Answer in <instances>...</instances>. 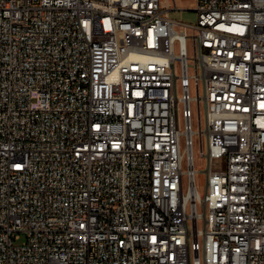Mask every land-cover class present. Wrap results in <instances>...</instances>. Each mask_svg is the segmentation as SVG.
<instances>
[{
    "label": "built area",
    "instance_id": "built-area-1",
    "mask_svg": "<svg viewBox=\"0 0 264 264\" xmlns=\"http://www.w3.org/2000/svg\"><path fill=\"white\" fill-rule=\"evenodd\" d=\"M194 1L0 0V264H264V0Z\"/></svg>",
    "mask_w": 264,
    "mask_h": 264
},
{
    "label": "rangeland",
    "instance_id": "rangeland-1",
    "mask_svg": "<svg viewBox=\"0 0 264 264\" xmlns=\"http://www.w3.org/2000/svg\"><path fill=\"white\" fill-rule=\"evenodd\" d=\"M178 5L184 6L186 9H172L171 10V17L174 19H179L182 21L194 23L196 21V11L193 10L195 6L194 0H177ZM196 94V89L194 87V82H191V95L194 96ZM191 109H192V124L195 129H198V114H197V102L192 100L191 102ZM205 114L204 104L201 103V115L202 117ZM185 122L183 118L182 110L180 111V121L179 126L181 129L184 128ZM182 148H185V139L182 137ZM204 149H207V140L206 137L204 138ZM193 154H194V164L197 172L195 173V182L198 191L201 194H204L206 184H207V174L203 169L207 165V158L201 156L200 154V141H199V134L195 133L193 137ZM182 167L184 170L188 168L186 154L183 157ZM183 184L184 189L186 190L189 185L188 175L185 173L183 175ZM198 209L203 210V206L201 203H198ZM202 224V221L200 222Z\"/></svg>",
    "mask_w": 264,
    "mask_h": 264
},
{
    "label": "crops",
    "instance_id": "crops-1",
    "mask_svg": "<svg viewBox=\"0 0 264 264\" xmlns=\"http://www.w3.org/2000/svg\"><path fill=\"white\" fill-rule=\"evenodd\" d=\"M164 1V4L165 5H168L169 3H170V0H163ZM177 5H178V3H177ZM195 7V6H194ZM177 9H181V10H183V9H186L184 6H182V5H178V8ZM193 10H194V8H193ZM169 14H170V16H171V10H170V12H169Z\"/></svg>",
    "mask_w": 264,
    "mask_h": 264
}]
</instances>
